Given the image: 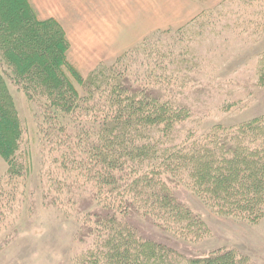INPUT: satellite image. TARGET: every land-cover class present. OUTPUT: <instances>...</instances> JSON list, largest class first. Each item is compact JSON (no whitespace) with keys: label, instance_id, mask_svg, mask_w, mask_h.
<instances>
[{"label":"trees","instance_id":"obj_1","mask_svg":"<svg viewBox=\"0 0 264 264\" xmlns=\"http://www.w3.org/2000/svg\"><path fill=\"white\" fill-rule=\"evenodd\" d=\"M68 51L59 22L40 20L29 0H0V157L6 180L26 181L32 173L10 83L37 105L39 134L58 178L61 166L71 167L94 189L93 212L80 230L93 237L96 251L86 264H241L243 257L232 250L180 254L179 243L199 239L205 224L176 189L186 184L218 216L261 221L264 118L176 139V127L190 113L163 99V91L175 88L164 84L168 69L162 63L137 75L122 63L124 55L83 78ZM133 53L144 63L165 58L161 49L150 51L146 40ZM52 181L59 196L65 182ZM141 224L163 235L147 237Z\"/></svg>","mask_w":264,"mask_h":264},{"label":"rangeland","instance_id":"obj_2","mask_svg":"<svg viewBox=\"0 0 264 264\" xmlns=\"http://www.w3.org/2000/svg\"><path fill=\"white\" fill-rule=\"evenodd\" d=\"M158 1L141 3L139 11L145 19L153 13L150 4ZM29 2L40 20L53 19L64 28L68 61L83 78L124 55L122 63L127 62L137 75L162 63L168 69L162 78L164 84L175 88L163 91V99L190 113V119L176 127V139H184L191 131L199 138L216 125L232 128L264 118V0H226L183 27L152 33L140 42L133 41V26L123 23L126 9L134 7L133 0ZM106 3L114 13L108 19L115 24H103L105 16L98 13V6ZM112 3L122 4V17L116 16L117 6ZM73 5L83 11L71 14ZM96 15L102 21L99 24ZM144 40L150 51L161 49L165 58L153 56L149 63L136 59L133 50ZM141 63L145 66L140 71ZM9 85L22 119L32 173L26 181L8 182L4 177L7 166L0 157L4 168L0 177V264H81L83 260L86 264L96 251L93 237H85L80 230L86 213L93 212L90 200L94 189L71 167L61 166L58 178L57 169L47 161L53 155L39 134L42 119L37 105L29 104L15 86ZM54 179L65 182L59 196ZM176 192L180 202L205 224L199 239L179 243L181 255L206 257L232 250L243 257L241 264H264V217L255 224L221 217L186 184L181 183ZM139 226L147 237L163 235L148 226L145 229L144 224Z\"/></svg>","mask_w":264,"mask_h":264},{"label":"crops","instance_id":"obj_3","mask_svg":"<svg viewBox=\"0 0 264 264\" xmlns=\"http://www.w3.org/2000/svg\"><path fill=\"white\" fill-rule=\"evenodd\" d=\"M107 1L108 0H105V2ZM143 1L144 0H133L134 7H129V9H126L127 18L123 17L124 19H126L123 23L129 25V28L130 25L133 26V31H132L134 34L133 41L138 40L140 42L150 34L158 31L174 30L183 27L188 23H190L191 21H193L194 19H196L197 17H199L201 14L217 8L218 6L223 4L226 0H209V2H207L206 4L202 2L204 0H199L201 3H194L193 1L190 0H159L158 2H156V5L154 3L150 4L151 8L153 9V13L147 19H145L144 16L139 11L140 5ZM107 4L108 3H106L105 6L104 5L98 6V13L106 17V18L103 17V24H115V20L108 19L114 16V13L112 12V9L107 6ZM111 5L117 6L115 9V12L117 13L116 16L122 17L121 15L122 4L116 5L112 3ZM120 6H121V11H119ZM73 7L74 5L70 10L71 14H78L83 11L81 10V7L78 8H73ZM163 11H166V14H164ZM96 18H97L96 23L99 24V21H101L99 20L100 17L96 15ZM104 19H107V21L109 22H104ZM147 23H148V27H147ZM142 25H146V26H142ZM151 26L153 27L151 28ZM110 31L113 32L112 29ZM3 171L4 168L0 163V177L2 176Z\"/></svg>","mask_w":264,"mask_h":264}]
</instances>
